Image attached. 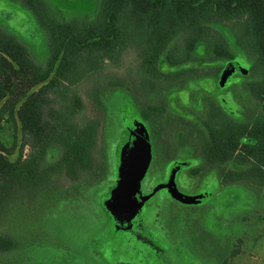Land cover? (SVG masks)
<instances>
[{
	"label": "trees",
	"instance_id": "16d2710c",
	"mask_svg": "<svg viewBox=\"0 0 264 264\" xmlns=\"http://www.w3.org/2000/svg\"><path fill=\"white\" fill-rule=\"evenodd\" d=\"M19 1L46 31L49 59L38 64L0 25V133L6 120L14 131L19 124L22 136L19 148L0 136V256L20 248L2 230L12 207L46 201L64 181L76 188L72 195L88 189L92 202L98 185L114 175L112 149L101 148L103 124L77 89L117 67L146 99L159 89L219 79L223 67L212 69V61H232L233 49L243 51L251 58L247 75L260 77L247 84L259 109L245 121L213 109L197 136L205 166L220 168L223 185L264 186V0H102L87 19L61 17L46 0ZM202 47L210 59L196 56ZM128 51L135 55L124 66ZM117 181L118 171L113 190ZM64 196L57 193V200Z\"/></svg>",
	"mask_w": 264,
	"mask_h": 264
},
{
	"label": "rangeland",
	"instance_id": "374dc122",
	"mask_svg": "<svg viewBox=\"0 0 264 264\" xmlns=\"http://www.w3.org/2000/svg\"><path fill=\"white\" fill-rule=\"evenodd\" d=\"M46 1L60 12L61 17L83 19L95 16L102 3V0ZM0 25L20 39L38 64L44 66L47 63L48 35L33 12L24 7L21 1L0 0ZM233 52L237 57L235 60L212 61L211 68L223 67V73L226 68L232 69L241 64L250 69L251 58H247L241 50L233 49ZM134 55L129 51L126 53L124 66L129 65ZM196 56L200 59L211 58L203 47ZM118 70L117 67L99 77L93 76L91 82L77 89L88 113L98 117L103 124L101 148L107 152L113 149L116 158L114 175L108 182L98 185L92 202L87 199L88 189H84L86 192L80 189L76 195H72L76 188L64 181L52 192L50 199L42 201L39 197L35 202L23 201L21 205L12 207L2 230L18 239L20 248L2 254L0 262L264 264V186L257 188L247 183L223 185L220 168L205 166L200 145L196 141L184 139L188 131L185 128L179 130L178 124L179 116L187 117L185 113L192 114V117L187 118L189 121L205 120L208 107L213 104L222 106V101L231 110L233 118L245 121L250 111L259 109V103L249 93L247 84L260 77L255 73L239 76L234 71L225 79L220 75V79L215 81L213 77H207L179 84L172 92L159 89L146 100L150 106L163 109L152 115L159 125L147 119L149 126H155V133L162 136H151L152 143H156L155 161L152 162L154 150L151 146V161L137 193L138 198H141L142 190L147 192L153 189L152 197L148 204H138L131 211L130 218L124 219L109 211L107 213L105 203L117 180L118 144L127 138L137 122L142 123L145 129L146 125L139 112L141 103L138 95L131 93L133 87L124 73ZM214 72L212 70L210 73ZM200 84L206 91L216 92L207 94ZM166 92L168 96L175 94L174 99L169 101ZM131 94L139 106H136ZM174 119L175 122H172ZM2 126L0 136L3 141L8 146L15 141L19 148L22 139L19 124L15 131L14 124H7L6 120ZM108 126L112 131L109 136ZM112 138L115 139L113 148L110 144ZM169 142L174 146L169 145ZM27 153L28 148L23 155ZM17 157L18 150L10 159L15 160ZM228 167L233 168L231 165ZM173 172H176L175 181L179 192L196 196V203L188 205L177 202L173 199V188L154 191L168 179L170 182ZM59 192H64L66 196L57 200Z\"/></svg>",
	"mask_w": 264,
	"mask_h": 264
},
{
	"label": "water",
	"instance_id": "95a60500",
	"mask_svg": "<svg viewBox=\"0 0 264 264\" xmlns=\"http://www.w3.org/2000/svg\"><path fill=\"white\" fill-rule=\"evenodd\" d=\"M235 70L241 75H247L248 70L240 64L232 69L226 68L221 77L228 78ZM120 167L118 170L117 186L111 192L106 201L107 210L110 213L129 219L131 211L139 205H144L152 196H141L138 198V187L141 179L145 175L151 161V144L145 127L142 123L131 128L130 138L122 144L120 153ZM170 177V182L159 185V188H173V199L184 204L196 203V196H186L179 192L175 181V173Z\"/></svg>",
	"mask_w": 264,
	"mask_h": 264
},
{
	"label": "flooded vegetation",
	"instance_id": "af4514ba",
	"mask_svg": "<svg viewBox=\"0 0 264 264\" xmlns=\"http://www.w3.org/2000/svg\"><path fill=\"white\" fill-rule=\"evenodd\" d=\"M220 75H222V73H220ZM219 75V76H220ZM221 77V76H220ZM220 77H219V79H220ZM211 79H212V77H210ZM213 78H214V81H215V79H216V77H214L213 76ZM203 90V89H202ZM205 93H207V94H213V93H215L216 91H214V92H211V91H206V90H203ZM131 93H136L137 95H138V99H139V102L141 103V106H139L140 104H139V102L138 101H136V98L132 95V97H133V99L135 100V104H136V106H139V112H140V115L142 116V118H143V121H144V123H145V125H146V131H147V134L149 135V141H150V143H151V146H152V150H154L153 152H152V162L154 163V161H155V156H156V150H155V148H156V143L154 142V143H152V141H151V136L153 135V137H156V138H158V137H160V136H162V135H160L159 133H155V126L153 127V126H149L148 125V120L147 119H151L150 121H151V123H157V121L155 120V119H153L152 118V113L150 112L152 109L151 108H148V105L149 104H147L146 102V100L150 97V96H152V95H154L155 93H153L152 95H150L149 97H147L146 99H144V98H142V96H140L138 93H137V91L135 90V91H132ZM167 93V92H166ZM168 94L169 93H167V99H169V101H171L172 99H174V97H175V94H170L169 96H168ZM180 96V95H179ZM181 97V96H180ZM139 104V105H138ZM222 106H213V105H210L209 107H208V109H209V111H208V114H207V118H208V115H209V113L213 110V109H216V108H219V109H221L223 112H224V114L225 115H227V116H229V117H231V118H233L232 116H231V114H232V112H231V110H229L228 108H227V106L225 105L226 103H224L223 101H222ZM164 107V106H163ZM186 114V118H183V117H181V116H179L178 118H179V120H178V124H179V130H182V129H187V131H188V136L186 135L185 136V138L184 139H186L187 141H189V142H194V141H196L199 145H200V139H199V137L197 136V134H198V131H199V129H201V128H203V124H204V122H205V120L207 119H205V120H203V121H199V120H195L194 122H192V121H189V119H187L188 117H192V114H190V113H185ZM159 121V120H158ZM172 122H175V119L172 121ZM171 123V122H170ZM160 124V123H159ZM158 123H157V125H159ZM169 124V123H168ZM182 132V131H181ZM110 133H112V131H111V129L109 128V126L107 127V135L109 136L110 135ZM130 132L128 133V135H127V138L126 139H124L123 141H120L119 142V152L121 153V149H122V144L127 140V139H129L130 138ZM155 138V139H156ZM113 139V138H112ZM164 141H167V139H165V138H162ZM107 141H108V137H107ZM169 141V140H168ZM114 142H115V139H113V141H111V145H112V148H113V144H114ZM169 145H173L174 146V144H172L171 142H169ZM110 149V148H109ZM200 149H201V147H200ZM113 150V149H112ZM201 154V153H200ZM174 156H175V154H174ZM174 156H173V158H174ZM202 157V156H201ZM202 160H203V158H202ZM204 162V161H203ZM119 164H120V159H119ZM153 170H154V168H153ZM158 171H163V169H157ZM169 182V179L167 180V181H165L163 184H167ZM152 191H153V189L152 190H149V191H147V192H145V191H143L142 190V196H148V195H151L152 194ZM158 193V192H157ZM156 193V194H157ZM155 194V195H156ZM151 199V198H150ZM149 199V200H150ZM149 200H147L146 202H145V204H148L150 201ZM144 204V205H145Z\"/></svg>",
	"mask_w": 264,
	"mask_h": 264
}]
</instances>
